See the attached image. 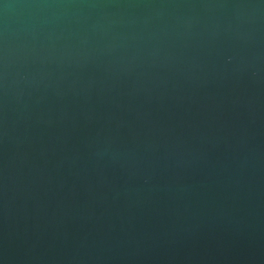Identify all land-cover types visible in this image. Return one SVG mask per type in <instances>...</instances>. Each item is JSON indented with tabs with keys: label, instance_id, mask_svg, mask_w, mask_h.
<instances>
[{
	"label": "water",
	"instance_id": "1",
	"mask_svg": "<svg viewBox=\"0 0 264 264\" xmlns=\"http://www.w3.org/2000/svg\"><path fill=\"white\" fill-rule=\"evenodd\" d=\"M0 264H264V0H0Z\"/></svg>",
	"mask_w": 264,
	"mask_h": 264
},
{
	"label": "snow or ice",
	"instance_id": "2",
	"mask_svg": "<svg viewBox=\"0 0 264 264\" xmlns=\"http://www.w3.org/2000/svg\"><path fill=\"white\" fill-rule=\"evenodd\" d=\"M12 2L22 6H41V0H12ZM3 6L6 7L8 4L5 3Z\"/></svg>",
	"mask_w": 264,
	"mask_h": 264
},
{
	"label": "clouds",
	"instance_id": "3",
	"mask_svg": "<svg viewBox=\"0 0 264 264\" xmlns=\"http://www.w3.org/2000/svg\"><path fill=\"white\" fill-rule=\"evenodd\" d=\"M8 7H9V6H6V7H5V10H7ZM229 60H231V58H229Z\"/></svg>",
	"mask_w": 264,
	"mask_h": 264
}]
</instances>
